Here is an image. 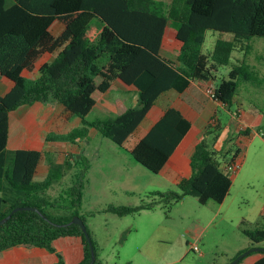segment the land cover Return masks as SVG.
<instances>
[{
	"label": "trees",
	"instance_id": "16d2710c",
	"mask_svg": "<svg viewBox=\"0 0 264 264\" xmlns=\"http://www.w3.org/2000/svg\"><path fill=\"white\" fill-rule=\"evenodd\" d=\"M55 20L63 24L57 35L50 31ZM168 23L175 28L173 61L160 54ZM208 31L219 36L207 54L203 44ZM224 34L231 36L226 39ZM252 37L264 38V0H0V75L12 82L11 88L0 95V220L11 213L0 223V252L19 245L43 247L55 254L52 264H88L91 257L84 233L71 222L77 215L85 223L81 204L88 164L82 163L84 156L76 154L72 161L56 162L48 151L8 149L11 111L22 105L57 104L78 117L80 125L67 132H48L46 141L73 143L85 138L92 128L123 145L162 93L170 89L182 92L190 81L201 85L212 82L214 100L230 108L239 95V82L257 77L245 58L238 63L231 60L237 44H245V53L249 51ZM44 53L51 54L52 59L36 68L38 75L23 76L22 71L34 69ZM220 67L228 68L227 78L216 83ZM114 80L136 87L137 104L118 114L87 120V114ZM190 126L169 107L128 152L135 162L156 174ZM216 129L206 125L190 157L191 173L181 178L175 189L150 192L136 205H108L101 211L126 216L159 204L168 211L186 195L201 204H220L232 184V175L223 171L221 164L236 160L240 136L225 140L227 148H216L206 136L216 142L219 127ZM248 133L246 128L238 132L244 136ZM43 156L46 176L34 180ZM74 166H79V171L73 183L58 196H48L47 190ZM17 207L37 210L12 212ZM259 216L253 225L240 222L241 232L250 243L233 257V264L254 252L260 257L252 264H264V208ZM86 231L94 263H100L97 242L87 226ZM65 237L81 239L77 262L64 260L53 246Z\"/></svg>",
	"mask_w": 264,
	"mask_h": 264
},
{
	"label": "rangeland",
	"instance_id": "374dc122",
	"mask_svg": "<svg viewBox=\"0 0 264 264\" xmlns=\"http://www.w3.org/2000/svg\"><path fill=\"white\" fill-rule=\"evenodd\" d=\"M168 26L170 28L172 24L168 23ZM62 28L63 24L55 20L50 31L57 35ZM167 31L169 32L163 47L172 57L175 55V49L170 47L172 33ZM217 36L219 35L213 31L206 33L203 52H211ZM230 36L231 34L223 35L226 39ZM250 44L251 48L247 53L245 44H237L231 54V60L238 63L245 58L257 75L256 80H241L238 86L239 95L235 96L231 107L227 108V111L219 107V115L218 111L215 115L212 113V118H206V125L212 130H217L216 127L220 129L221 122L227 123L231 120L235 123V131L231 134L228 132L226 140L241 131V126L245 127L241 104L264 110V38L252 37ZM227 72L228 68L220 67L215 74V82L227 78ZM204 88L205 85H201L202 93L198 94L200 104L207 105L209 102L211 111H214L218 107L213 104L216 100L208 97ZM131 99L130 96L129 107L135 106ZM235 109L241 112L237 118L232 115ZM100 115L97 110L91 111L86 119L91 121ZM16 124L13 120L14 130ZM73 125V117L58 108L52 114L47 127L52 131L66 132ZM260 132L253 127L254 134L241 141V162L230 186V194L221 206L213 201L201 204L195 197L186 195L172 204L168 211L156 205L146 212L148 216L142 218L143 223H134L133 217L136 216H117L101 211L108 205H136L146 199L151 190L165 191L168 188L166 186H169L162 183L157 174L135 162L123 145L115 144L98 131H93L73 143L46 142L41 151L50 152L56 162H63L65 159L72 161L73 155L83 153L85 159L82 163H87L88 169L82 189L81 213L84 215L85 225L97 242V258L100 263L94 264H228L234 261L233 257L240 250L249 247V239L242 234L240 222L245 220L253 225L260 220L259 214L264 201V138ZM238 136L244 137L239 134ZM209 138L210 143L214 144L210 136ZM81 148L82 152H78ZM78 167L69 169L64 178L50 187L46 194L56 197L62 193L75 180ZM45 170L47 161L43 156L35 174L37 180ZM189 224L202 228L198 238L186 234L185 228ZM154 227L156 230L150 240L145 245L140 244L138 240L142 241ZM124 236L125 239L122 240ZM65 238L58 241L61 251L69 259H78L82 248L80 238L71 242H66ZM192 244H197V251L191 249ZM245 260L237 264H244Z\"/></svg>",
	"mask_w": 264,
	"mask_h": 264
},
{
	"label": "crops",
	"instance_id": "0c3cea01",
	"mask_svg": "<svg viewBox=\"0 0 264 264\" xmlns=\"http://www.w3.org/2000/svg\"><path fill=\"white\" fill-rule=\"evenodd\" d=\"M167 30H170V33H172V38H171L172 40L170 41L171 42L170 47L172 46L171 48L173 50L176 48V40L174 38L175 28L173 26L169 28V26L167 25L165 28V32H164L160 54L164 58L173 61L175 58V55L171 57L168 53L169 51L168 50H167L168 52L165 51L163 47L165 44V38L167 36V32H169ZM47 58H49V60ZM51 59H52L51 54L49 53L42 54L36 61L35 68L32 69L31 71L23 70L22 75L29 77V78H35L38 75V73L35 72L36 68L43 62L50 61ZM11 86H12V82L9 79L0 75V95L5 94L11 88ZM201 93H202L201 84L197 82H193V81H190L188 86L182 92H178L174 89H170L162 93L156 99L152 107L149 109V111L145 115L142 122L139 124L137 129L134 131V133L132 134V137H130L128 141L123 144L124 148L127 151L128 149L132 148L135 145V143L142 136L145 135V133L150 129V127L162 116L165 110L169 107L176 109L183 118H185L186 120L190 122L191 124L190 129L184 135V137L179 142V144L176 146V148L173 150V152L171 153L167 161L164 163L162 168L159 170V172L156 173L161 179L162 183H164L165 185H169V186H166L168 187L167 190L172 189L171 187H175L177 182L181 178L188 177L190 175L191 173L190 164H189L190 157L193 152L195 144L198 142V140L201 138L204 132L205 125H206V118L207 117L212 118V113H214L215 115L217 114L218 111L219 112L217 115H219L220 113V110L218 109L219 107H221L220 109L223 108L224 110L227 111L228 107L227 106L225 107V105H222L217 101H215L216 103L213 102V104L215 105L217 104L216 106H218L217 109H215L214 111H211V106L209 102L207 105L201 106L199 97H198V94H201ZM130 96L132 98L131 103L136 105L137 104L136 87L133 85H126L122 83L120 80H114L110 88L102 94V96L95 103V105L92 107L90 112L97 110V113H101V115L97 118H103L109 115L118 114L124 111L127 107H129L128 99L130 98ZM234 100H235V97L233 98L232 103ZM241 106H242V111H243L242 121L245 125V128L249 130V133L248 135L244 137L240 136L237 139L239 148H240L241 141L243 139L245 138L249 139V136H252V134H254L253 127H256L257 131H262L264 133V113L260 112L254 107H250V106L246 107V105L244 104H241ZM58 108L65 111L61 106L57 104H53V105L44 104L43 105L39 103H36L34 105H22L18 107L16 110L11 111L9 113V131H8L7 148L11 150H15V149L42 150L44 148V145H43L44 143L46 142L54 143L51 141H46L45 136L48 132H57V131L49 130L47 125H48L49 120L52 117V114ZM65 112L67 114H70L67 111ZM72 117L74 119L73 127L79 126L80 119L78 117H74V116ZM13 120L17 123L15 125V130H14V127L12 126ZM221 123H222V126L220 127L219 132H218L219 136H218L217 141L215 142L216 148H219L221 145H224L223 147H227L228 145L224 144L226 137L228 136L229 133L231 134L232 131H235L233 130L235 123L232 122L231 120L229 122L227 121V123H224V122H221ZM93 131H96V130L90 128L88 133L89 132L92 133ZM206 136L208 137V135ZM235 136H238V132L234 133V136L232 137H235ZM261 136L264 138V135H261ZM67 143H70V142H67ZM78 152H82V148ZM240 153H241V149L238 154V157L236 158L237 162L239 163L241 162ZM46 172L47 170H45L44 174L42 175L41 178L38 179V181L44 179V177L46 176ZM36 173H37V169H36L35 174ZM35 174H34V180H37L35 177L36 176ZM235 174L232 175V184L235 180V176H236ZM230 190H231V187H230ZM131 191L133 190L131 189ZM154 191H163V190H158V189L151 190V192H154ZM229 192L224 198V200L220 203V206L225 202L226 198L229 196L230 194ZM159 207H161L160 204H159ZM263 208H264V201H263L262 209ZM152 209H143L137 213L130 214L129 216H136V217H133L134 223H136L137 221L138 223H143L142 218H144L145 216H148L146 215V212ZM262 209L260 210V213ZM201 229L202 228L199 227L198 225L189 224L185 228V232L188 236L198 238L200 236ZM155 230L156 229L154 227L151 230L150 234L146 236L145 238H143L142 241L141 239L138 240L139 243L142 245H145L150 240V238L154 235L153 233L155 232ZM75 239H79V237H66L65 238L66 242L68 241L71 242L72 240H75ZM58 241L54 242L53 245L56 248V251L59 252L63 256L64 260L74 263V262H77L81 258L82 248L79 252L78 259H69L61 251ZM259 257H260V254L254 252L252 254L247 255L241 261L246 259L244 264H252ZM55 261H56V256L54 253L48 251L47 249L43 247L32 246V245L11 246L0 252V264H52Z\"/></svg>",
	"mask_w": 264,
	"mask_h": 264
},
{
	"label": "built area",
	"instance_id": "2783aa9c",
	"mask_svg": "<svg viewBox=\"0 0 264 264\" xmlns=\"http://www.w3.org/2000/svg\"><path fill=\"white\" fill-rule=\"evenodd\" d=\"M204 91L208 97H210L211 99L214 100L215 91H214V84L212 82H209L205 85ZM232 115L237 118L241 115V112L239 109H235V110H233ZM243 128H245V127L241 126V129H243ZM260 134L264 135V133L262 131L260 132ZM239 164L240 163L237 162V160H235L234 162H231L230 164L223 163V164H221V169L225 172L230 173L231 175H234L236 173V171L238 170ZM191 249L197 251L198 250L197 244H192Z\"/></svg>",
	"mask_w": 264,
	"mask_h": 264
},
{
	"label": "water",
	"instance_id": "95a60500",
	"mask_svg": "<svg viewBox=\"0 0 264 264\" xmlns=\"http://www.w3.org/2000/svg\"><path fill=\"white\" fill-rule=\"evenodd\" d=\"M19 209L34 210V211L37 210L36 208H32V207H17V208H14V209L12 210V212L17 211V210H19ZM10 214H11V213H10ZM10 214L7 215L5 218L1 219V220H0V223L5 222V221L9 218ZM71 222H73L74 224H77V225L81 228L82 232L84 233V235H85V237H86V239H87V241H88V243H89V245H90V251H91V257H90V261H89L88 264H93V263H94V260H95V254H94V251H93V247H92V244H91V240H90L89 235H88V233H87V231H86L85 223H84L83 220H82L79 216H77V215H76V216H73ZM235 261H236V260H234L233 262H231V263H229V264H233Z\"/></svg>",
	"mask_w": 264,
	"mask_h": 264
}]
</instances>
